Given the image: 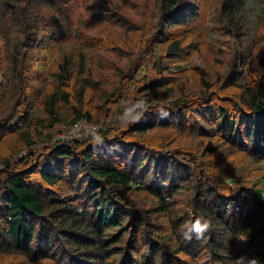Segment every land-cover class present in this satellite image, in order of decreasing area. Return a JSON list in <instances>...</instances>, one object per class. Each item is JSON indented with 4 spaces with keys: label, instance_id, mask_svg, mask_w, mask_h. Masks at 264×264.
<instances>
[{
    "label": "trees",
    "instance_id": "1",
    "mask_svg": "<svg viewBox=\"0 0 264 264\" xmlns=\"http://www.w3.org/2000/svg\"><path fill=\"white\" fill-rule=\"evenodd\" d=\"M263 43L264 0H0V264H264Z\"/></svg>",
    "mask_w": 264,
    "mask_h": 264
},
{
    "label": "rangeland",
    "instance_id": "2",
    "mask_svg": "<svg viewBox=\"0 0 264 264\" xmlns=\"http://www.w3.org/2000/svg\"><path fill=\"white\" fill-rule=\"evenodd\" d=\"M81 1V0H80ZM78 5V3H76ZM83 13V11H79L75 14V18H78L81 14ZM74 17V16H73ZM105 31L104 27H101L99 30V33H103ZM115 35V33H114ZM136 34L132 35L133 41H136L138 39L139 36H136ZM116 37V36H114ZM264 45V43L262 44V46ZM43 57V56H42ZM95 62L100 61L99 58H97V56L95 55ZM208 58V62H207V66L205 68H207V71L209 72V74H211L213 77L217 76V75H222L224 73L225 70H222V67L228 66L229 62H230V58H226V57H221L219 54L218 55H213V56H207ZM44 59V57H43ZM50 60H47V62L49 63ZM116 61V60H115ZM119 61V59L117 60ZM110 62H113V60H111ZM121 64L124 62L123 60H120ZM196 63L198 65H204L205 62L202 61V58L198 59L196 61ZM98 68V67H97ZM97 73L102 75V78L105 79H111V76L113 75V70L112 69H108V70H103L102 73L101 71H97ZM2 83V79L0 77V85ZM100 128V127H99ZM77 130L75 128H68V127H57L54 132H53V136H52V140H50L48 143L52 144L53 142L57 141L56 139L58 138L59 135H62V137L65 138H69V137H75L77 135ZM7 143V142H6ZM5 143V144H6ZM12 144L10 145H5V147H2L0 149V170L4 167L2 165V160H3V156L6 152L10 151Z\"/></svg>",
    "mask_w": 264,
    "mask_h": 264
},
{
    "label": "clouds",
    "instance_id": "3",
    "mask_svg": "<svg viewBox=\"0 0 264 264\" xmlns=\"http://www.w3.org/2000/svg\"><path fill=\"white\" fill-rule=\"evenodd\" d=\"M138 109L139 111L137 112V114L135 115V117H133V120H139L140 118L143 117L144 112L148 110L147 104L146 102L141 99L139 100L133 107V109H125L122 116L123 117H127L129 112L134 111ZM93 141L95 143H100L102 142V138L100 135L98 134H93ZM210 228V223L208 220H201V219H197L195 220L187 229V231L184 232V238L186 240H191L193 238V235H195V238L197 240H200L204 237L205 233L209 230Z\"/></svg>",
    "mask_w": 264,
    "mask_h": 264
},
{
    "label": "built area",
    "instance_id": "4",
    "mask_svg": "<svg viewBox=\"0 0 264 264\" xmlns=\"http://www.w3.org/2000/svg\"><path fill=\"white\" fill-rule=\"evenodd\" d=\"M68 128L78 129L77 135L75 137H69V138H65V137H62V135H59L58 138L56 139L57 141L59 140L64 141V140H69V139H82L83 136H88L91 132L97 131V126H95L94 124L86 123V122H80L77 125L73 127H68Z\"/></svg>",
    "mask_w": 264,
    "mask_h": 264
}]
</instances>
